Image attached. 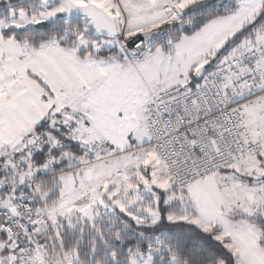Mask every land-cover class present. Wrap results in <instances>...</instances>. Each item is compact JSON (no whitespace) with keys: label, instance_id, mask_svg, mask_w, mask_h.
Here are the masks:
<instances>
[{"label":"snow or ice","instance_id":"1","mask_svg":"<svg viewBox=\"0 0 264 264\" xmlns=\"http://www.w3.org/2000/svg\"><path fill=\"white\" fill-rule=\"evenodd\" d=\"M0 264H264V0H0Z\"/></svg>","mask_w":264,"mask_h":264}]
</instances>
